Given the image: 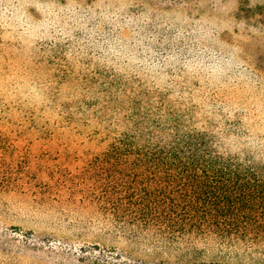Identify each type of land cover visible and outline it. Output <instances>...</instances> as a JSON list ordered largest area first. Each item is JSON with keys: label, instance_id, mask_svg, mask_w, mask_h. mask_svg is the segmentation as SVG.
Segmentation results:
<instances>
[{"label": "rangeland", "instance_id": "rangeland-1", "mask_svg": "<svg viewBox=\"0 0 264 264\" xmlns=\"http://www.w3.org/2000/svg\"><path fill=\"white\" fill-rule=\"evenodd\" d=\"M175 122L264 164V0H0V264H264L106 204L152 181L110 147Z\"/></svg>", "mask_w": 264, "mask_h": 264}, {"label": "trees", "instance_id": "trees-1", "mask_svg": "<svg viewBox=\"0 0 264 264\" xmlns=\"http://www.w3.org/2000/svg\"><path fill=\"white\" fill-rule=\"evenodd\" d=\"M158 131H138L110 147L107 161L152 181L129 194L120 192L125 184L115 183L113 197L104 191L106 204L128 216V224L166 241L264 251V164L222 154L212 136L183 132L176 122L168 132ZM160 178L170 181L158 186L153 181Z\"/></svg>", "mask_w": 264, "mask_h": 264}]
</instances>
